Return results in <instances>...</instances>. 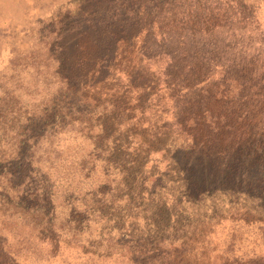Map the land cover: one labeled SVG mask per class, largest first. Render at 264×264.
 I'll return each instance as SVG.
<instances>
[{
    "label": "trees",
    "instance_id": "1",
    "mask_svg": "<svg viewBox=\"0 0 264 264\" xmlns=\"http://www.w3.org/2000/svg\"><path fill=\"white\" fill-rule=\"evenodd\" d=\"M118 6L125 15L120 10L114 13V9L99 15L93 11L79 27L80 39L73 47L77 52L73 65L76 70L70 58L64 63L60 54L40 61L39 65L49 71L54 64L53 73L43 78L47 83L41 90L45 93L43 99L23 107L18 93L2 92L0 87L1 94H6L5 99L0 98V129L5 123L11 124L10 136L5 135L7 131L1 135L5 143L1 141L0 160L18 159L25 149L32 163L48 171L42 174L38 168L43 181L36 184L31 164H27L20 186L27 180L25 187L32 183L34 190L28 188V196L20 204L7 199L0 202V247L14 264L18 253L8 256V244L11 245L6 230H10L18 246L33 241L54 249L63 241L78 249L107 246L102 252L106 258L112 257V248L117 246L116 255L126 264H192L193 259H204L205 248H196V243L205 237L199 233L201 221L182 218L184 199L175 191L170 196L171 203L165 202L166 195L158 190L168 176L160 175L151 181L143 178V163L150 159L147 153L164 135L151 132L142 137L138 146V138L130 137L128 141L127 136L119 135L142 127L144 122V118L137 121L143 117L141 108L122 100L132 93L138 95L137 100L135 94V103L148 89L159 102L172 103L171 127L177 136L192 139L196 145L188 149H198L209 161L208 156H215L213 166L219 174L218 185L210 181L214 189L209 191L204 183L183 179L184 194L191 206L198 197L218 192L219 188L229 196L245 191L246 185L257 188L261 182H253L259 175L250 176L235 158L249 157L247 152L261 150L247 138L252 127L264 133V42L234 39L240 30L214 25L215 15H210L209 9L199 14L195 3H191L189 11L175 3L167 15L158 10ZM131 12L136 15L130 16ZM133 29L134 42L126 46L136 48L142 42L145 53L143 59L128 61L127 65L143 66L148 75H154L149 72L154 70L156 80L124 73L121 76L126 77L128 87L112 86L108 91L120 98L103 104L99 99L106 95L102 86L114 80L111 69L126 43L121 36ZM56 48L68 51L71 47ZM38 77L41 80L42 75ZM68 139L77 142V151L66 150L63 144ZM244 143L248 149L241 148ZM167 168L172 169L170 173H179L180 163L175 159ZM10 171L15 174V170ZM57 172L60 176L54 177ZM75 184L89 189L84 195L85 209L76 213L65 203L61 211L58 206L54 209V202L64 199ZM56 186L62 187L61 193ZM131 208L137 211L134 217L130 215ZM93 216L101 224L96 237L90 231ZM14 223L18 228L13 227Z\"/></svg>",
    "mask_w": 264,
    "mask_h": 264
},
{
    "label": "rangeland",
    "instance_id": "2",
    "mask_svg": "<svg viewBox=\"0 0 264 264\" xmlns=\"http://www.w3.org/2000/svg\"><path fill=\"white\" fill-rule=\"evenodd\" d=\"M186 1L188 0H0L1 91L8 90L10 91L8 93L11 91L18 93L22 99L23 107L28 106L31 101H34L32 102L34 104L39 99H43L45 93L41 90L47 84L43 78L49 77L48 75L53 73L54 64L50 66L49 71L43 67V64L42 67L39 65L40 61L43 58L48 59L55 54H60L64 63L70 58V64L73 66L77 55L76 48L73 47L80 39L81 30L79 27L85 24L93 11L99 15V13H104L107 10L111 12L114 9V13L120 10L125 15L123 8L118 5L131 7L137 11L148 9L150 12H154L158 10L159 14L167 15L170 12L169 8L175 7V3H181L182 9L188 11L191 3H195V11H199V14H203L209 9L208 13L215 15L212 20L214 25L219 24L240 30L241 32L233 37L234 39L264 42V0H190L185 5ZM108 6L109 8H107ZM133 15L136 14L131 12L130 16ZM149 15L151 20V14ZM134 31L133 29L130 34L121 36L126 39V43L123 49L119 50V55L122 54V56L114 62L115 66L111 69L114 80L102 86L106 95L100 96L99 99L103 104L119 100V95H112L113 93L108 91L112 86L121 84V88L128 87L126 77L123 79L121 76L125 75L124 73L147 75L150 76L148 80H156L157 75L154 70L149 71L154 75H148L144 74L143 66L136 68L135 65H127L128 61L143 59V53H145L142 51L144 46L142 42L138 43L136 48H127L128 42L129 44L134 42L132 40ZM57 46L64 48L70 46L71 48L65 51L58 50ZM72 69L76 70V67L73 66ZM39 75H42L41 80H39ZM131 91H133V87H131ZM136 93H132L129 98L122 100L129 105L141 108L143 117L139 116L137 121L144 118L142 127H136L135 130L127 129L119 135L127 136L128 141H130V137L131 139L138 138L136 146L141 143L142 137L151 132L164 135L162 141L155 144L150 150L151 153H147L150 155V159L143 163V178H148L151 181L160 175H167L168 178L161 181V186L158 189L162 196L166 195L163 196L165 197L164 201L172 203L170 196L175 191L176 195L179 194L180 198L184 199L180 211L182 218L196 220V223L201 221L198 229L199 233L205 237H203L204 241L196 243V248L198 250L201 246L205 248L204 259L197 261L193 259L190 262L192 264H264V133L257 127H252L247 140L258 144L261 150L256 153L247 152L249 157L235 158L236 163H241V167L247 170L250 176L259 175L257 178H253V182L258 179L257 183L261 179L258 187L253 188V184L252 186L246 185L245 191L229 196L223 192V188H219L218 192L214 191L206 193L202 198L198 197L194 200V206H191L184 194L183 179L204 183L209 191L214 189L210 181L216 182L219 174L213 166L216 163L215 156H208L209 159L211 158L209 161L206 156L199 153L198 149H188L196 145L192 139L177 136L176 131L171 127L174 120L171 110L172 103L159 102L160 99H157L150 89L145 91L140 102L136 101L135 103ZM157 93L161 95L160 92ZM124 94L125 91H123ZM136 96L138 100V95L136 94ZM5 97L6 94L2 95L0 92L1 100ZM101 120L107 121L106 118ZM10 127L11 124L8 123L1 126L0 149L1 141L5 143V137L2 138L1 135L7 131L4 132L5 135L10 136V132H8ZM76 144L74 139H68L63 145L66 150L73 152L77 151ZM241 148L248 149V146L244 143ZM130 150L135 149L130 148ZM5 159L0 160V202L7 199L20 204L21 199L28 196L26 191L34 190V187H31L32 183L29 185V189L25 187L28 183L27 180L20 186L24 181L27 164H31L32 177L36 184L43 181L38 168L43 170L42 174L48 171L32 163L30 152H26L25 149L19 154L18 159L15 158L12 161ZM175 159L180 163V172L173 174L170 173L172 169H168L167 166ZM10 169L15 170V174ZM246 173L244 174L246 175ZM59 176V172L54 173V177ZM243 181L245 184L248 180L246 178ZM214 185H218V182ZM55 190L61 193L62 187L56 186ZM88 191L89 189L84 188L83 185H72L69 191L64 194V199L60 197L54 202V209H57L58 206V210L61 211L65 203L71 210L75 209L76 213L82 212L85 209L83 206L84 195ZM149 191L150 189H147L145 193L148 195ZM156 194L158 195V193ZM136 213L134 208L130 209L132 217ZM90 220V231H93V237H96L98 226L101 227V224L97 223L99 221L97 216H93ZM134 222L135 220H132V223ZM137 224L142 226V222ZM15 226L18 228L16 223L13 224V227ZM6 234L9 235L12 246L8 244L11 252L8 256L18 253L17 264H126L116 255L117 246L112 248V257L106 258L102 252L108 249L107 246H100L101 248L85 246L78 249L75 245H68V242L65 241L57 249L41 245L36 241L27 246H18L12 240L14 236L10 230H6ZM0 264H14L2 247H0Z\"/></svg>",
    "mask_w": 264,
    "mask_h": 264
}]
</instances>
